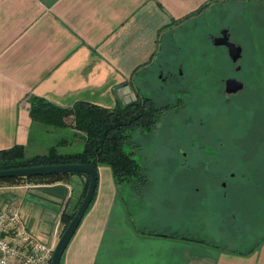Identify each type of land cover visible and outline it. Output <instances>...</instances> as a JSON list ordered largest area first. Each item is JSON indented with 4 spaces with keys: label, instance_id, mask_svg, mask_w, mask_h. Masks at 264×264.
I'll return each instance as SVG.
<instances>
[{
    "label": "crops",
    "instance_id": "1",
    "mask_svg": "<svg viewBox=\"0 0 264 264\" xmlns=\"http://www.w3.org/2000/svg\"><path fill=\"white\" fill-rule=\"evenodd\" d=\"M218 1L0 0V148L20 144L31 154L47 146L30 140L31 127L41 122L29 115V95L58 106L86 101L112 107L135 97V78L162 54L169 36H184L175 44L179 50L186 49L182 44L210 48V28L225 25L211 23ZM196 30L207 35L202 46L185 36ZM59 140L61 150L83 142L81 136L75 144ZM96 173L93 198L63 249L62 264H264V220L260 233L258 227L246 230V241L240 234L229 237L225 229L229 221L235 226L236 210L210 196L199 205L201 216H194L200 201L194 199L190 214L181 212V193L172 182L149 180L134 190L115 181L107 164H98ZM84 181V174L72 172L35 187L3 183L0 204L8 197L30 231L54 244L61 211L72 210Z\"/></svg>",
    "mask_w": 264,
    "mask_h": 264
},
{
    "label": "rangeland",
    "instance_id": "2",
    "mask_svg": "<svg viewBox=\"0 0 264 264\" xmlns=\"http://www.w3.org/2000/svg\"><path fill=\"white\" fill-rule=\"evenodd\" d=\"M212 9V12H209L211 23H229L232 18L229 17L230 15L226 14V16H221V18H215L212 13L218 9H214L213 7ZM236 10H234L233 14L234 20L232 19L236 24L232 37L239 40L245 46H251L259 52L262 51L261 56L264 57V13L257 17L254 15L252 18H249L250 16L246 13V10L242 12L238 7ZM220 14L221 12L218 11L216 15ZM210 30L212 34H216L220 29H213L212 27ZM185 36H190L191 41L188 40L190 43L201 46L204 42L203 40L207 38V35L201 30H196L192 33L188 32ZM170 37L168 38L169 43L165 45L164 51L158 56L157 60L143 76H137L134 80V86L138 91L151 97L157 105L171 102L176 95H180V82L188 79V81L197 80L198 82L210 83L227 73L226 70L229 69L226 66L225 69H222V67L207 68L204 62L206 58L204 56L203 58L197 57V53L194 52L196 49H187L188 47L182 44V49H186L176 51L178 48L175 44L184 43L185 38L182 34H177L176 38L172 39L173 41H171ZM213 44L220 43H215L213 37ZM219 48L218 45L210 46V49ZM210 51L206 50L205 52ZM189 54L193 60L190 63H186L181 57H186ZM215 54L219 55V59H225L221 52H215ZM194 60L197 64H193ZM165 62H169V64ZM167 65H170V73L166 72ZM200 82L198 86L202 85ZM202 87L199 94L193 93L191 95L197 98L191 107L186 102L177 112L166 109L150 130H141L137 127L132 129L131 140L136 142L137 147L133 148L124 143L123 148L127 151L133 149L132 155L147 174L148 181L168 185L172 182L174 184V188L178 189L181 193L180 197V194L175 190L176 196L180 197L179 206L181 207V212L184 211V208H187L185 213L190 214V211L193 209L194 199H197L200 202H196L194 216L197 214L201 216V206L199 205L203 202L206 194L209 193V189L230 192V195L222 196V201L220 200L221 196L216 197L221 202H225L224 204L229 203L230 205H227L229 208L236 210L235 226L229 221L227 224L228 230L225 229V232L226 234L229 233V237H238L240 234L244 241H246V230L252 226L254 228L258 227L255 230L256 233H260L262 230L261 225L263 224L262 220H264V136L254 127L249 126L247 128V126H244L238 132V135L242 137L243 157L236 161H223L217 164V168L219 167L218 171L216 170V166H214L215 164L194 159L192 156L196 152L191 154L187 152L190 157L184 159L181 151L188 150L185 146L187 143L185 139H187L191 126L195 122L193 115L205 116L206 114L205 118L210 123V112H212L210 104L211 95L207 89L211 91L212 87L207 88L204 84ZM261 94L264 96V89L261 91ZM215 115L218 122L220 114L217 113ZM242 119L245 121L244 116H242ZM64 121L66 123L64 127L34 123L30 133L31 142L37 140L41 141L42 145H50L56 143L61 137H65L68 141L72 140L73 144H75L76 142L74 141L78 140L79 133L76 132V135H78H74V131L71 128L70 116H65ZM68 150L71 149L68 148ZM210 169L213 173L210 172ZM167 176L171 178H166ZM16 181H23L27 187H35L41 185V182L44 180L21 179ZM11 182L13 181L0 180V184L2 185L3 183L9 184ZM122 185L130 187L132 182H124ZM147 185L148 182L141 188ZM235 185L240 190L235 191ZM190 188L197 189V192L190 191ZM186 192L188 193L187 197L182 196ZM7 200H9L8 197ZM256 236H259V234Z\"/></svg>",
    "mask_w": 264,
    "mask_h": 264
},
{
    "label": "flooded vegetation",
    "instance_id": "3",
    "mask_svg": "<svg viewBox=\"0 0 264 264\" xmlns=\"http://www.w3.org/2000/svg\"><path fill=\"white\" fill-rule=\"evenodd\" d=\"M237 7L242 12L246 10V13L250 16L249 18H252L254 15L257 17L264 13V0H219L215 7L218 10L213 11L212 14L215 18H221V16H226V14L230 15V18L232 17L229 23L225 22L222 29H224V36L231 40L234 45L231 46L226 43L213 44L212 46L218 45L220 48H197L194 51L197 53V57L203 58L204 56L206 58L204 62L207 68L222 67V69H225L226 66L229 68L226 70L227 73L210 83L199 81L202 83L201 86H198L199 82L197 80L188 81L186 79V81L180 82L179 89L181 90V94L176 95L171 102H167L171 106L164 109V111L171 109L177 112L186 102L191 107L192 103L197 99L191 96L193 93L199 94L201 92L200 89L203 88V84L207 88L212 87L211 91L207 89L211 95L210 104L212 112H210V123L205 118L206 114L205 116L193 115L195 122L191 126L187 139H185L187 141L185 146L188 150L181 151L184 159L190 157L187 152L190 154L196 152L192 156L194 159L215 164L214 166L223 161H236L243 157L242 137L238 135V132L244 126H247V128L252 126L264 136V96L261 94V91L264 89V57L261 56L262 51L259 52L251 46H245L239 40L232 37L236 26L233 22V14ZM218 11L221 12L220 15H216ZM220 34L217 33L215 36ZM206 50L211 51L205 52ZM215 52H221L225 59H219V55L215 54ZM165 63L169 64V62ZM193 64H197V62L195 61ZM169 66L167 65L166 68L167 73L171 71ZM217 113L220 114L218 122L215 115ZM242 116L245 117V121L242 119ZM253 124L255 125L253 126ZM211 169L210 172L213 173ZM218 169L219 167L217 168L216 166L217 171ZM235 186V191L240 190L237 188V185ZM228 194L230 195V192L219 190L212 192V195L206 194V196L211 197L212 203H219L222 207L229 208L227 206L230 205L229 203L224 204L225 202H221L222 196H227ZM218 196H221V201L216 199Z\"/></svg>",
    "mask_w": 264,
    "mask_h": 264
},
{
    "label": "trees",
    "instance_id": "4",
    "mask_svg": "<svg viewBox=\"0 0 264 264\" xmlns=\"http://www.w3.org/2000/svg\"><path fill=\"white\" fill-rule=\"evenodd\" d=\"M27 99L29 115L34 121L64 127L66 126L64 117L70 116L73 133H79L83 140L82 145L78 149L61 150L59 140L47 145L41 152L25 154L22 145L13 144L9 147L0 148V168L79 162L88 163L97 170L98 164H107L115 181L132 182L130 188L134 190L140 189L148 182L147 174L132 155L133 149L127 151L123 148V144L126 143L128 146L136 148V142L131 140V130L136 127L141 130L153 128L165 107L171 106L170 103L157 105L151 97L139 91L136 92L134 99L124 103L118 102L112 107L86 101H75L70 106H58L36 95H29ZM72 172L84 174L85 181L81 195L72 210L62 209L61 211L60 219L63 228L85 192L87 184L85 173L70 171L4 177L0 180L43 179L52 181ZM59 261L62 264L61 257Z\"/></svg>",
    "mask_w": 264,
    "mask_h": 264
},
{
    "label": "built area",
    "instance_id": "5",
    "mask_svg": "<svg viewBox=\"0 0 264 264\" xmlns=\"http://www.w3.org/2000/svg\"><path fill=\"white\" fill-rule=\"evenodd\" d=\"M53 245L30 231L17 205L0 204V264H51Z\"/></svg>",
    "mask_w": 264,
    "mask_h": 264
},
{
    "label": "water",
    "instance_id": "6",
    "mask_svg": "<svg viewBox=\"0 0 264 264\" xmlns=\"http://www.w3.org/2000/svg\"><path fill=\"white\" fill-rule=\"evenodd\" d=\"M223 30H220V35L214 38L215 43H226L231 46L234 43L227 39L223 34ZM70 171H80L87 175V184L85 192L80 199L77 207L75 208L73 214L67 221V223L62 228L59 233L52 249L50 263L60 264V257L63 252L65 245L67 244L71 234L75 230L79 220L81 219L87 205L89 204L95 184L97 173L96 170L88 163L79 162H61V163H47V164H37V165H21L0 168V178L12 177V176H23V175H34V174H48V173H65Z\"/></svg>",
    "mask_w": 264,
    "mask_h": 264
}]
</instances>
